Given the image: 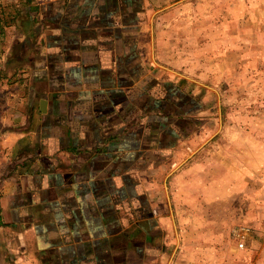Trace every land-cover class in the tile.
Returning a JSON list of instances; mask_svg holds the SVG:
<instances>
[{"label":"crops","instance_id":"obj_1","mask_svg":"<svg viewBox=\"0 0 264 264\" xmlns=\"http://www.w3.org/2000/svg\"><path fill=\"white\" fill-rule=\"evenodd\" d=\"M190 2L0 0V264L225 263L179 223L215 134L165 49Z\"/></svg>","mask_w":264,"mask_h":264},{"label":"rangeland","instance_id":"obj_2","mask_svg":"<svg viewBox=\"0 0 264 264\" xmlns=\"http://www.w3.org/2000/svg\"><path fill=\"white\" fill-rule=\"evenodd\" d=\"M190 4L173 24L164 22L165 49L208 100L215 134L179 223L190 241L224 247V264H264V0ZM237 225L250 227L251 235L246 249L228 256Z\"/></svg>","mask_w":264,"mask_h":264},{"label":"built area","instance_id":"obj_3","mask_svg":"<svg viewBox=\"0 0 264 264\" xmlns=\"http://www.w3.org/2000/svg\"><path fill=\"white\" fill-rule=\"evenodd\" d=\"M251 235V228L248 226H238L233 230V236L237 242V247L244 250Z\"/></svg>","mask_w":264,"mask_h":264}]
</instances>
